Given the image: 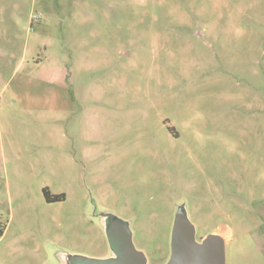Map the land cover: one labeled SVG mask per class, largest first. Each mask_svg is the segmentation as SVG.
<instances>
[{"label":"rangeland","instance_id":"obj_1","mask_svg":"<svg viewBox=\"0 0 264 264\" xmlns=\"http://www.w3.org/2000/svg\"><path fill=\"white\" fill-rule=\"evenodd\" d=\"M179 210L264 264V0H0V264H168Z\"/></svg>","mask_w":264,"mask_h":264},{"label":"water","instance_id":"obj_2","mask_svg":"<svg viewBox=\"0 0 264 264\" xmlns=\"http://www.w3.org/2000/svg\"><path fill=\"white\" fill-rule=\"evenodd\" d=\"M132 232L125 222H115L109 243L115 257L109 259L81 258L75 264H147L145 255L135 248ZM172 255L168 264H226L225 239L210 234L196 240V230L183 210H179L172 231Z\"/></svg>","mask_w":264,"mask_h":264},{"label":"flooded vegetation","instance_id":"obj_3","mask_svg":"<svg viewBox=\"0 0 264 264\" xmlns=\"http://www.w3.org/2000/svg\"><path fill=\"white\" fill-rule=\"evenodd\" d=\"M199 241H202V238ZM114 257H115V255H114ZM109 258H113V257H107V258H101V259H109Z\"/></svg>","mask_w":264,"mask_h":264},{"label":"crops","instance_id":"obj_4","mask_svg":"<svg viewBox=\"0 0 264 264\" xmlns=\"http://www.w3.org/2000/svg\"><path fill=\"white\" fill-rule=\"evenodd\" d=\"M229 232L232 233L231 230H229ZM231 235H232V234H231ZM231 235H230V236H231Z\"/></svg>","mask_w":264,"mask_h":264}]
</instances>
